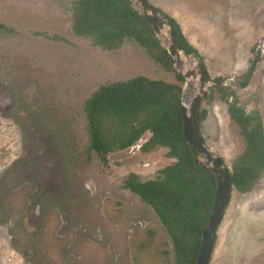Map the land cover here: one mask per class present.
Segmentation results:
<instances>
[{"label":"rangeland","instance_id":"374dc122","mask_svg":"<svg viewBox=\"0 0 264 264\" xmlns=\"http://www.w3.org/2000/svg\"><path fill=\"white\" fill-rule=\"evenodd\" d=\"M147 2L177 21L210 78L221 76L245 112L259 114L264 133V0ZM69 14V0H0V264H173L153 211L120 187L130 173L154 178L173 159L164 147L142 153L144 131L102 165L86 151L82 105L99 85L139 74L182 87L185 80L132 43L116 51L92 45L72 32ZM160 34L168 39L165 24ZM258 44L263 60L238 86ZM208 96L199 134L230 170L241 136L217 90ZM215 239L209 264H264V176L247 192L230 190Z\"/></svg>","mask_w":264,"mask_h":264},{"label":"trees","instance_id":"16d2710c","mask_svg":"<svg viewBox=\"0 0 264 264\" xmlns=\"http://www.w3.org/2000/svg\"><path fill=\"white\" fill-rule=\"evenodd\" d=\"M148 4L154 13L167 18L179 49L195 59L203 78L215 82L207 100H213V89H216L219 98L227 103L242 140L241 151L228 169L229 191L233 188L239 192L251 190L264 176V133L259 114L246 113L236 92L222 84L221 76L211 79L203 56L183 34L177 21ZM69 13L72 32L89 39L92 45L116 51L125 42L132 43L155 64L175 72L178 81H184L173 67L175 60L132 1L69 0ZM158 23L159 27L167 26L165 22ZM53 39L65 38L54 35ZM181 95L180 84L139 74L99 85L84 100L82 114L86 151L93 152L102 165L107 164L108 153L125 149L144 131H148L149 136L139 146L142 153L164 147L161 148L166 150L164 156L173 159V163L159 169L154 178L139 181L130 173L120 187L153 211L173 244V264H194L212 206L215 181L211 173L193 163L181 133ZM204 116L205 111L198 107L194 117L198 134ZM215 240L214 236V243Z\"/></svg>","mask_w":264,"mask_h":264},{"label":"water","instance_id":"95a60500","mask_svg":"<svg viewBox=\"0 0 264 264\" xmlns=\"http://www.w3.org/2000/svg\"><path fill=\"white\" fill-rule=\"evenodd\" d=\"M130 1L136 3V6L148 22L151 30L159 39H161V34L158 22L162 21L167 24L168 39H161V41L166 47L170 56H172L175 60L176 64L181 65L183 63L180 53L191 57L189 54H186L179 49L166 17L154 13L146 0ZM262 50L261 44L256 45L254 58L252 59L243 80L235 81L238 86L244 87L248 84L256 64L263 60ZM178 73L182 75L185 80L182 87L183 92L188 80L195 78L198 82L197 90L192 94L189 104H185L183 101L181 103V133L187 145L189 146L193 163L196 166H199L201 169L211 173L215 181V191L212 206L200 236V247L194 263L209 264L216 229L229 199L230 185L228 168L223 164L220 157L212 155L210 151L206 149L194 126L196 110L200 106L202 100L208 96L207 86L209 82L203 78L200 68L197 66V64L185 70L179 69Z\"/></svg>","mask_w":264,"mask_h":264},{"label":"bare ground","instance_id":"6f19581e","mask_svg":"<svg viewBox=\"0 0 264 264\" xmlns=\"http://www.w3.org/2000/svg\"><path fill=\"white\" fill-rule=\"evenodd\" d=\"M180 57H181V59L183 60V63H182L181 65H178V68H179V69H181V70H185V69L190 68V67L193 66V62L190 61L189 58H186V57L184 56L183 53H180ZM189 86H192V87H193L192 90L190 91V93H192V92H196V90H197V80H196L195 78H191V79L188 80V82L186 83V85H185V89H184V92H183V102H184L185 104H187V101H188V99H187V101H186V99H185V91H186L187 87H189ZM190 93H189V94H190Z\"/></svg>","mask_w":264,"mask_h":264},{"label":"crops","instance_id":"0c3cea01","mask_svg":"<svg viewBox=\"0 0 264 264\" xmlns=\"http://www.w3.org/2000/svg\"><path fill=\"white\" fill-rule=\"evenodd\" d=\"M181 28V27H180ZM182 30V29H181ZM186 35V34H185ZM186 37H187V39L191 42V43H193L189 38V36L188 35H186ZM194 45V44H193ZM196 47V46H195Z\"/></svg>","mask_w":264,"mask_h":264}]
</instances>
